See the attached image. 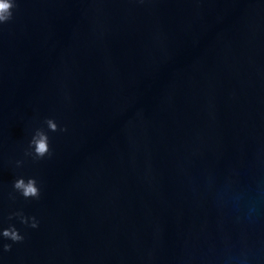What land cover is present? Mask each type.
Here are the masks:
<instances>
[{
  "label": "water",
  "instance_id": "water-1",
  "mask_svg": "<svg viewBox=\"0 0 264 264\" xmlns=\"http://www.w3.org/2000/svg\"><path fill=\"white\" fill-rule=\"evenodd\" d=\"M12 11L0 24V229L24 239L0 236V264H264V0ZM37 127L50 155L34 160ZM20 176L39 199L13 189Z\"/></svg>",
  "mask_w": 264,
  "mask_h": 264
},
{
  "label": "clouds",
  "instance_id": "clouds-1",
  "mask_svg": "<svg viewBox=\"0 0 264 264\" xmlns=\"http://www.w3.org/2000/svg\"><path fill=\"white\" fill-rule=\"evenodd\" d=\"M16 7L17 0H0V24H4L13 18L12 10ZM44 124H46L48 131L51 132L66 131L64 127H58L57 123L52 118H46ZM24 154L25 156H31L34 160L50 155L49 136L44 128L37 127L34 129ZM16 164L20 166L22 161L18 160ZM12 187L25 199H39L40 197V188L38 187L35 177H28L27 179L22 176L17 177L13 181ZM10 197L15 199L11 194ZM12 216H17L21 224H28V226L32 228L38 227V221L35 217H25L22 212L9 214V219H12ZM0 236L13 242H20L24 239L19 230L11 224L6 228L0 229ZM0 247H2L3 251L11 250V244L9 243H3Z\"/></svg>",
  "mask_w": 264,
  "mask_h": 264
}]
</instances>
